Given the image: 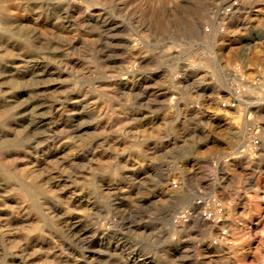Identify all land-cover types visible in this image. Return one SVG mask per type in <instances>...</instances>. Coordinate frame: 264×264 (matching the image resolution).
<instances>
[{
	"label": "rangeland",
	"instance_id": "obj_1",
	"mask_svg": "<svg viewBox=\"0 0 264 264\" xmlns=\"http://www.w3.org/2000/svg\"><path fill=\"white\" fill-rule=\"evenodd\" d=\"M0 264H264V0H0Z\"/></svg>",
	"mask_w": 264,
	"mask_h": 264
},
{
	"label": "built area",
	"instance_id": "obj_2",
	"mask_svg": "<svg viewBox=\"0 0 264 264\" xmlns=\"http://www.w3.org/2000/svg\"><path fill=\"white\" fill-rule=\"evenodd\" d=\"M217 215H218L217 212L209 210V209L208 210L204 209L203 211V217H205L208 220L214 221Z\"/></svg>",
	"mask_w": 264,
	"mask_h": 264
}]
</instances>
